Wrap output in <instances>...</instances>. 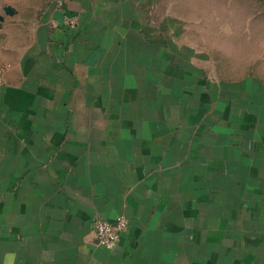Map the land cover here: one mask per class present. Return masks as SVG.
Returning a JSON list of instances; mask_svg holds the SVG:
<instances>
[{"label":"crops","instance_id":"crops-1","mask_svg":"<svg viewBox=\"0 0 264 264\" xmlns=\"http://www.w3.org/2000/svg\"><path fill=\"white\" fill-rule=\"evenodd\" d=\"M5 5L0 264H264V0Z\"/></svg>","mask_w":264,"mask_h":264},{"label":"built area","instance_id":"built-area-1","mask_svg":"<svg viewBox=\"0 0 264 264\" xmlns=\"http://www.w3.org/2000/svg\"><path fill=\"white\" fill-rule=\"evenodd\" d=\"M5 71L6 67L0 63V87L4 82ZM128 225V219L124 215L119 216L114 222L97 218L94 228L97 233L98 244L107 249H113Z\"/></svg>","mask_w":264,"mask_h":264},{"label":"water","instance_id":"water-1","mask_svg":"<svg viewBox=\"0 0 264 264\" xmlns=\"http://www.w3.org/2000/svg\"><path fill=\"white\" fill-rule=\"evenodd\" d=\"M3 11L4 13L0 14V22L5 20V16H13L17 12V9L12 5H5Z\"/></svg>","mask_w":264,"mask_h":264}]
</instances>
